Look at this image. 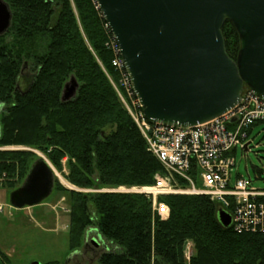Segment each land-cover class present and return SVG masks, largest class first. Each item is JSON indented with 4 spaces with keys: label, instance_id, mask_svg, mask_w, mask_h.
I'll list each match as a JSON object with an SVG mask.
<instances>
[{
    "label": "trees",
    "instance_id": "16d2710c",
    "mask_svg": "<svg viewBox=\"0 0 264 264\" xmlns=\"http://www.w3.org/2000/svg\"><path fill=\"white\" fill-rule=\"evenodd\" d=\"M3 2L12 19L0 36V147L32 151H0L5 188L11 192L21 185L36 153L58 171L66 159V180L79 190L152 186L163 169L108 81L107 76L116 79L113 55L106 50L109 35L94 0ZM222 35L226 55L235 62L240 45L230 23L223 25ZM26 64L31 79L21 90ZM71 77L78 83L76 95L62 102ZM262 124H253L247 136ZM57 190L68 202V252L83 246L91 227L113 246L97 264H264V234L224 229L218 205L206 196L160 197L169 209L168 219L161 221L144 195ZM186 243L193 250L188 261ZM0 259L13 264L2 253Z\"/></svg>",
    "mask_w": 264,
    "mask_h": 264
},
{
    "label": "water",
    "instance_id": "95a60500",
    "mask_svg": "<svg viewBox=\"0 0 264 264\" xmlns=\"http://www.w3.org/2000/svg\"><path fill=\"white\" fill-rule=\"evenodd\" d=\"M117 45L131 89L149 124L194 127L217 119L241 100L244 88L264 102V0H94ZM0 0V36L11 24ZM239 39L236 61L225 52L222 27ZM71 77L61 101L73 99ZM2 105H0V112ZM54 174L41 158L20 187L9 194L15 210L42 204L52 193ZM228 229L230 216L219 210ZM95 247L97 242L93 241Z\"/></svg>",
    "mask_w": 264,
    "mask_h": 264
},
{
    "label": "built area",
    "instance_id": "2783aa9c",
    "mask_svg": "<svg viewBox=\"0 0 264 264\" xmlns=\"http://www.w3.org/2000/svg\"><path fill=\"white\" fill-rule=\"evenodd\" d=\"M104 30L109 35L106 48L113 55L111 67L123 75L122 88L127 99H134L132 108L125 103L123 94H118V98L145 140L147 151L157 159L165 173L154 176L153 186L132 188L127 193L142 194L151 199L153 214L161 221L168 219L169 210L157 201L158 197L204 195L230 214L231 229L235 234H264V193L249 181L242 178L232 181L231 178L236 167V149H244L248 139L246 130L255 123H264V102L247 92L227 114L202 125L177 128L149 124L143 115L137 112L133 115L130 111L142 113L131 90L117 42L105 23ZM189 258L187 256L186 260Z\"/></svg>",
    "mask_w": 264,
    "mask_h": 264
},
{
    "label": "rangeland",
    "instance_id": "374dc122",
    "mask_svg": "<svg viewBox=\"0 0 264 264\" xmlns=\"http://www.w3.org/2000/svg\"><path fill=\"white\" fill-rule=\"evenodd\" d=\"M112 70L116 75V79L113 81L107 76L108 81L116 95L123 94L122 96L124 97L125 103L129 108H132L134 99L129 97L127 99L125 91L122 88V84L125 82L123 75L114 69ZM22 76L20 86L21 90H25L27 83L31 79L27 64L22 72ZM123 108L125 109L124 106ZM3 111L4 108L2 112ZM125 111L127 112L126 109ZM130 111L133 115H135L134 112H137L138 115H142V113L134 109H130ZM248 141L251 142L248 151L237 148L235 154L236 167L233 170L232 181L235 180L236 174H238L242 179L249 181L255 189L264 191V124L255 127ZM19 150L30 151L18 146L0 147L1 152ZM36 158L45 160L54 174L52 193L37 207L15 210L9 206L8 198L12 191L10 192V190L6 189L3 185L6 176L4 174L2 175L0 178V207L2 208L0 211V253L13 264H44L49 261H58L59 264H97L98 257L105 252L112 251L113 246L103 242V240L99 238L100 236L96 229L91 227L86 230L84 235V239H86L85 249L83 250L85 246L83 245L75 252H68V202L65 193L61 192V190H57V187L60 189L62 188L64 191L80 192L84 195L105 192L126 194L130 189L127 187H117L114 189L79 190L70 185L66 180L68 175L66 159H63L61 163L62 168L58 171L50 164L44 155L36 153ZM259 172L260 175H258ZM158 175L164 176L165 174L163 172ZM196 187H200L198 183ZM160 197H158V199ZM88 207L90 215L95 217L93 206L89 205ZM93 241L97 242V248L99 250L94 247ZM103 244L106 246V249L101 247ZM183 252L186 256L185 258L192 255V244L186 243Z\"/></svg>",
    "mask_w": 264,
    "mask_h": 264
},
{
    "label": "flooded vegetation",
    "instance_id": "af4514ba",
    "mask_svg": "<svg viewBox=\"0 0 264 264\" xmlns=\"http://www.w3.org/2000/svg\"><path fill=\"white\" fill-rule=\"evenodd\" d=\"M85 247H86V245L84 246L83 250L85 249ZM94 247H95V246H94ZM95 248H97V247H95ZM95 248H94V249H95ZM97 249H98V248H97ZM98 250H99V249H98ZM76 254H77V253H76Z\"/></svg>",
    "mask_w": 264,
    "mask_h": 264
}]
</instances>
